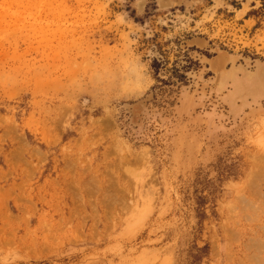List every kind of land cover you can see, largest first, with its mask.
<instances>
[{
	"label": "rangeland",
	"instance_id": "374dc122",
	"mask_svg": "<svg viewBox=\"0 0 264 264\" xmlns=\"http://www.w3.org/2000/svg\"><path fill=\"white\" fill-rule=\"evenodd\" d=\"M0 264H264V0H0Z\"/></svg>",
	"mask_w": 264,
	"mask_h": 264
},
{
	"label": "trees",
	"instance_id": "16d2710c",
	"mask_svg": "<svg viewBox=\"0 0 264 264\" xmlns=\"http://www.w3.org/2000/svg\"><path fill=\"white\" fill-rule=\"evenodd\" d=\"M178 77L181 78V77H184V76L181 75V76H178ZM160 90H161V89H160Z\"/></svg>",
	"mask_w": 264,
	"mask_h": 264
}]
</instances>
